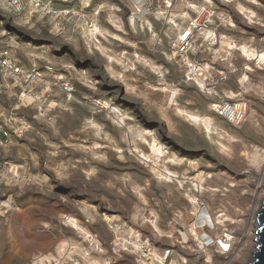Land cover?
I'll return each instance as SVG.
<instances>
[{
  "label": "rangeland",
  "instance_id": "obj_1",
  "mask_svg": "<svg viewBox=\"0 0 264 264\" xmlns=\"http://www.w3.org/2000/svg\"><path fill=\"white\" fill-rule=\"evenodd\" d=\"M22 1L0 0V52L24 72L0 71V122L23 132L0 148V264H250L264 63L239 47L264 53V0Z\"/></svg>",
  "mask_w": 264,
  "mask_h": 264
},
{
  "label": "built area",
  "instance_id": "obj_2",
  "mask_svg": "<svg viewBox=\"0 0 264 264\" xmlns=\"http://www.w3.org/2000/svg\"><path fill=\"white\" fill-rule=\"evenodd\" d=\"M13 5L16 9L21 10L23 6L22 0H13ZM199 23H192L187 31H185L175 43V51L178 56H186L192 49V37L196 29H198ZM0 71L11 76L21 77L24 75L23 69L19 64L10 56L8 52H0ZM38 74L30 75L29 79L36 78ZM220 114L226 116V118L235 125H240L246 116V108L242 104H228V107L220 106ZM15 124V121L11 119H4L0 122V148L9 147L14 136H20L23 132ZM235 242L234 234L225 232L221 236L220 245L224 252L230 250L231 246ZM160 264H167L169 259V253H166L161 258ZM171 262V261H170ZM171 264V263H168Z\"/></svg>",
  "mask_w": 264,
  "mask_h": 264
},
{
  "label": "bare ground",
  "instance_id": "obj_3",
  "mask_svg": "<svg viewBox=\"0 0 264 264\" xmlns=\"http://www.w3.org/2000/svg\"><path fill=\"white\" fill-rule=\"evenodd\" d=\"M170 4V3H169ZM133 23H135V19H131ZM173 20V19H172ZM135 25V24H134ZM91 35L92 37H94L97 41V34L100 33V29L96 26V25H93L92 28H91ZM99 42V41H98ZM223 43H226V42H223ZM229 47V49L233 50V49H238L237 45H232L231 43H226ZM239 49L245 54V56H247L249 59H253V60H256L259 62V64L261 63H264V53H257L255 51H253L252 49L248 48V47H239ZM215 108H220V106L218 105H215L214 106ZM225 107H228V104H225ZM185 112V111H184ZM183 112V113H184ZM187 112V111H186ZM186 114V113H185ZM187 117L193 121L194 123H200V122H203L207 127L209 126V122L208 120H204V118H200V116H196V115H191V114H188L187 113ZM206 119V118H205ZM209 129V128H208ZM158 142H156L155 140L153 141V143L150 144L151 146V150L153 151V153L157 154V155H164V150L162 149L161 145L157 144ZM168 177H166L167 179H171L170 175H167ZM264 196V195H263ZM262 201H263V197H261V200H260V206L262 204ZM261 208V207H260ZM260 210V209H259ZM258 214V211L255 212V215H254V223L251 224V227L249 229V232H252V229L254 230V235L252 236V242H254V244L256 243V238H257V234H256V230H257V223H256V215ZM110 221V219H107ZM68 221L69 223L71 224V226H73L74 228H76L77 230H82V231H85L81 226L80 224L78 223L77 220L73 219V218H68ZM196 231V230H195ZM195 231L193 230V232L195 233ZM195 235V234H194ZM256 237V238H255ZM196 238V236H195ZM197 239H199L197 237ZM255 239V241H254ZM208 239L205 240V242H207ZM257 245V243H256ZM138 246V245H136ZM139 247V246H138ZM142 248V247H141ZM157 255V254H156ZM40 257V256H39ZM38 260L37 261H41V262H44L46 260H49L48 257H45V256H42L41 258H37ZM37 263V262H36ZM46 263V262H45ZM44 263V264H45ZM43 264V263H42Z\"/></svg>",
  "mask_w": 264,
  "mask_h": 264
},
{
  "label": "water",
  "instance_id": "obj_4",
  "mask_svg": "<svg viewBox=\"0 0 264 264\" xmlns=\"http://www.w3.org/2000/svg\"><path fill=\"white\" fill-rule=\"evenodd\" d=\"M257 223V238H256V251L253 254V259L250 264H264V199L261 208L256 217Z\"/></svg>",
  "mask_w": 264,
  "mask_h": 264
}]
</instances>
